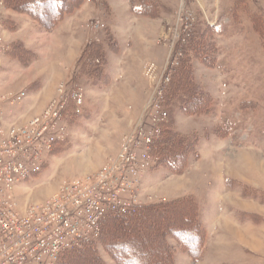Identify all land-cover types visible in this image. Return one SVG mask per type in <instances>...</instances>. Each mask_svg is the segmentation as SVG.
<instances>
[{
	"label": "rangeland",
	"instance_id": "obj_1",
	"mask_svg": "<svg viewBox=\"0 0 264 264\" xmlns=\"http://www.w3.org/2000/svg\"><path fill=\"white\" fill-rule=\"evenodd\" d=\"M92 1L79 10L74 51L60 48L67 37L52 25L6 6L0 98L24 91L28 98L14 107L3 102L5 115L21 122L41 114L62 82L85 90L83 114L70 125L68 141L55 148L39 176L17 188L20 209L109 164L148 105L146 64L162 67L169 59L161 32L168 21L176 24L181 0ZM186 1L197 14L187 44L196 39L173 83L164 123L176 156L159 164L153 157L156 167L144 177L137 203L178 202L175 216H161L186 231L181 242L166 237L170 264H264V0ZM14 46L23 50L13 52ZM51 80L54 94L46 98L41 87ZM34 106L39 113L32 116ZM153 232L116 246L120 262L164 264ZM96 251L101 264H121L102 244Z\"/></svg>",
	"mask_w": 264,
	"mask_h": 264
},
{
	"label": "built area",
	"instance_id": "obj_2",
	"mask_svg": "<svg viewBox=\"0 0 264 264\" xmlns=\"http://www.w3.org/2000/svg\"><path fill=\"white\" fill-rule=\"evenodd\" d=\"M186 3L181 0L176 24L168 21L161 32L160 43L170 44L168 61L162 67L151 62L145 66L148 105L117 154L95 176L68 181L45 202L24 209L17 188L39 176L55 148L68 141L70 125L83 114L85 90L76 82H62L41 114L21 122L5 115L2 103L21 105L28 93L0 98V264H56L64 252L97 239L107 217L131 215L140 208L141 185L154 164L152 149L168 120L166 90L197 21ZM5 13L6 0H0V67L8 50L2 30Z\"/></svg>",
	"mask_w": 264,
	"mask_h": 264
},
{
	"label": "trees",
	"instance_id": "obj_3",
	"mask_svg": "<svg viewBox=\"0 0 264 264\" xmlns=\"http://www.w3.org/2000/svg\"><path fill=\"white\" fill-rule=\"evenodd\" d=\"M80 1H84V0H80ZM145 1H149V0H139L141 4H143ZM67 5H68V1L66 2V0H41L40 2L36 0H6L7 8L13 9V11H15L16 13L27 14L30 17L32 16L33 18H37V21H39L45 27L48 25L51 26L52 23L56 21L57 15H54L55 9L59 7L64 9L66 8L65 6ZM195 39H196V36L194 35L192 39L189 41V43L186 45L184 49L185 58L182 61L181 66L172 75V82H171L170 87L166 91V95H165V99L163 103V106L165 109H167L168 107V101L171 95L172 86L175 81V78L178 76L179 72L185 67V65H187L189 62V56H190L189 54L191 53ZM18 48H21V51L23 50L22 46H18ZM18 48L17 46H14L13 52L18 51ZM186 81H187V77L184 79V82ZM184 84L187 86L188 89H191L186 83ZM189 91L192 92V89ZM168 126L169 125H163L162 137L154 145L152 149V155L157 161V164H159V162L162 163V160L165 157L171 158V157L176 156L175 154H173V151H172V149H174V146L171 145L172 141L169 140V132H168L169 127ZM189 147L191 148L190 145ZM55 152L56 151H54L53 153ZM154 166H155V163H154ZM177 203L172 201L167 204L149 205L146 207H140L135 214L120 216V217H113V216L107 217L105 220H103L101 224V233L97 239H95L91 243L81 248H73L69 251L64 252L59 257L56 264H85V262H89V260L91 259L94 260L95 264L104 263L100 259L99 253L96 251V247L99 244H102V246L107 249L108 254L111 257H113L116 262H120L121 261V254H120L121 251L118 248H116V246L118 247L124 243L127 244L126 240H131V241H134V240L136 241L138 239L140 240L142 235L149 236L154 233L153 232L154 229L158 231V237L161 241L160 245H158L159 247L158 251L164 252V264H170L171 253L168 251L169 250L168 245H167L168 250L166 249L167 248L166 244L168 243L167 241L165 243L166 237L168 238L169 236L170 238L172 237L174 238V240L181 242L180 241L182 240L181 238L186 240L185 238L186 231H181L180 227H176V226L173 227V225L171 224L174 222H171V221L162 222L161 216L163 213L168 214V215H174V213L177 212L175 208L178 209V206H179L177 205ZM172 219L170 218V220ZM185 221H187L186 223H189V224L194 223L192 222V220H185ZM129 224L133 225L132 227L134 228V230L132 232H127ZM140 225H143L147 228L142 229L140 228ZM110 234H112L113 236L112 238L109 236ZM118 234H119V237H116V235ZM197 239L198 238H196V240ZM199 244L200 242L198 239L196 245L199 246ZM170 251H171V246H170ZM130 261L131 260L127 258L120 263L121 264H131Z\"/></svg>",
	"mask_w": 264,
	"mask_h": 264
},
{
	"label": "crops",
	"instance_id": "obj_4",
	"mask_svg": "<svg viewBox=\"0 0 264 264\" xmlns=\"http://www.w3.org/2000/svg\"><path fill=\"white\" fill-rule=\"evenodd\" d=\"M67 1H68V5L65 6L66 8L62 9L61 7H59L57 9H55L54 15H57V18H56V21L53 22L52 27L55 30V31L53 30L55 32V34L57 33L56 31L59 30L60 35L67 37V39H65L63 41V44L60 45V48H62L64 50H68V51H74L73 46L76 45L74 35H75V32L78 30L77 22H78V16L80 14L79 10L81 8H83V9L86 8L89 5V3L90 2L92 3L93 1L92 0H84V1L66 0V2ZM51 61L52 60L49 58L46 59V62H51ZM58 68L60 70V66H58ZM55 69H56V67H55ZM55 71H57V69ZM52 82H54V80H51L50 82H48V87H43V86L41 87V89L44 88V89L48 90V91H46L47 92L46 98H51V96H53V94H54L55 83H52ZM35 108H36L35 106L30 107V110L33 111ZM41 108H43V105H41V107L37 110H40ZM36 111H33L32 116L41 112L42 110L35 113ZM28 117H30V116L28 115Z\"/></svg>",
	"mask_w": 264,
	"mask_h": 264
}]
</instances>
